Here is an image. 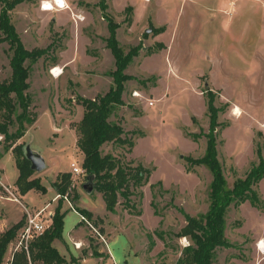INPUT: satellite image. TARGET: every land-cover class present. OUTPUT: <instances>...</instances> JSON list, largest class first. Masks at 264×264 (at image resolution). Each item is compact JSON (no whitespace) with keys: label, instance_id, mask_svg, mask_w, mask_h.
Here are the masks:
<instances>
[{"label":"rangeland","instance_id":"1","mask_svg":"<svg viewBox=\"0 0 264 264\" xmlns=\"http://www.w3.org/2000/svg\"><path fill=\"white\" fill-rule=\"evenodd\" d=\"M43 1L51 0H29L11 12L24 46L47 50L28 80L37 121L17 145L31 143L45 158L46 170L33 178L53 190L58 176L69 172L74 189L68 199L32 191L23 200L16 184L9 185L17 168L12 150L5 153L2 135L0 180L7 171V187L22 204L34 205H27L31 210L52 203L45 216L54 215L62 199V211L68 210L64 238L76 227L74 241L81 247L73 252L89 258L85 264H176L191 242L176 237L186 225L182 211L196 217L210 207V171L204 166L189 170L186 161L205 153L206 138L195 141L190 134L208 132L209 94L220 110L218 158L229 186L264 157V0H64L66 9L49 12L41 9ZM103 4L118 25L120 46L125 53L137 50V56L125 71L133 80L124 84V105L111 117L134 134L135 146L129 153L128 147L106 144L102 152L151 171L148 184L131 198L135 208L126 209L120 198L115 213L106 210L94 177L86 176L77 145L84 112L80 99L103 96L113 87L115 60L106 42ZM148 28L152 32L146 34ZM11 54L9 45L1 43L0 83L11 79ZM54 68L63 72L60 77L52 75ZM236 108L239 117L233 114ZM72 163L81 168L80 175L72 172ZM255 190L260 207L247 201L228 209L226 238L232 247L217 249L214 264H264V179ZM76 194L75 207L91 212V220L73 208ZM8 197L0 183V235L24 217L21 204ZM17 246L16 239L10 242L2 264H11L21 252ZM95 252L102 256L94 257Z\"/></svg>","mask_w":264,"mask_h":264},{"label":"trees","instance_id":"2","mask_svg":"<svg viewBox=\"0 0 264 264\" xmlns=\"http://www.w3.org/2000/svg\"><path fill=\"white\" fill-rule=\"evenodd\" d=\"M29 0H0V31L1 43H7L12 53L10 66L11 79L0 83V135L5 139V153L12 150L15 156L19 177L16 186L22 196L30 191L46 194V188L39 180L33 178L35 174L31 170V163L25 158L23 147L17 142L25 136L27 126H32L37 118L31 112L32 97L28 93L30 88L29 78L32 68L47 54V50L34 49L29 51L23 44L20 36L11 20V12L20 4ZM106 4L101 5L104 19L108 22L109 36L106 38L107 46L115 60V70L110 73L113 78V87L103 96L94 99H80L84 108L82 120L77 126L79 139L78 148L84 155L82 168L86 176H93L95 191L102 194L106 210L115 213L124 199V207L134 209L131 198L136 190L148 184L151 171L141 164L134 166L132 161L125 162L113 154H103L102 148L106 144H114L120 147H128L129 153L135 146L131 134L125 132L119 122H114L111 117L116 110L124 105L122 95L124 84L133 80L125 73L128 65L137 56V50L133 49L125 53L117 40L118 25L105 14ZM161 33V32H160ZM209 129L207 133L190 134L195 141L200 137L207 140L206 150L201 158L186 159L189 170L195 166H204L212 175L209 200L210 207L205 214L196 217L184 214L186 225L176 237H186L191 242L182 250L181 257L176 264H214L216 251L219 248H231L232 245L226 238V213L231 206L239 207L247 201L260 207V199L255 187L264 179V157L260 156L259 163L253 167L244 179H237L230 187L224 174L222 163L218 158V122L220 110L215 106L212 94L208 96ZM16 130L12 132V128ZM162 186V183H159ZM72 174L62 173L58 176L52 188L64 197H70L73 191ZM67 197V199H68ZM80 196L76 194L72 198L73 208L89 220L93 214L85 209H77L75 202ZM63 200L52 216L51 227L41 236L29 244V254L25 251L15 253L11 264H68L64 256L54 246L57 240H63L65 217L68 210L62 211ZM25 217L17 224L4 231L0 235V264L3 263L8 245L17 236L23 226ZM94 257L102 255L95 252ZM72 263L81 264L76 258Z\"/></svg>","mask_w":264,"mask_h":264},{"label":"built area","instance_id":"3","mask_svg":"<svg viewBox=\"0 0 264 264\" xmlns=\"http://www.w3.org/2000/svg\"><path fill=\"white\" fill-rule=\"evenodd\" d=\"M57 1L58 0H51L50 1L52 3V9L51 10H53L55 8H58V9L60 8L58 6ZM46 3H47V1L42 2L41 9L43 11L49 12L50 10L46 6ZM66 8H67V6H66ZM54 69H52L51 73L55 77L56 74L54 72ZM133 95H134V97L140 96V94L138 92H134ZM153 103H154V101H149V105H153ZM71 168H72V172L76 175H80L82 173L81 168L76 163H72ZM1 185L9 194L12 195V197H8V199L12 200L13 202L20 203L22 208H23V214L25 217V221H24L23 226L19 229L15 239H16L17 244H18L17 248L20 249L21 251H25L27 254H29L30 242L33 241L34 239L38 238L42 234H44V232L51 227L53 215H51V216H45L44 215V213L46 212V209L48 207H45L39 211L31 210L30 208H28L27 206H25L24 204L21 203L20 199L17 198L10 191V188L4 186L3 184H1ZM64 199H67V197H64ZM82 219H84V217H82ZM187 245H189V243ZM75 247L79 249L81 247V244L80 245L75 244Z\"/></svg>","mask_w":264,"mask_h":264},{"label":"crops","instance_id":"4","mask_svg":"<svg viewBox=\"0 0 264 264\" xmlns=\"http://www.w3.org/2000/svg\"><path fill=\"white\" fill-rule=\"evenodd\" d=\"M67 4H68V2H67ZM161 99V98H160ZM160 99H158V100H160ZM83 114H84V112H83ZM82 117H83V115H82ZM41 154V153H40ZM42 155V154H41ZM43 156V155H42ZM44 158V157H43ZM45 159V158H44ZM14 163V166H16V164H15V162H13ZM17 168V167H16ZM18 170V169H17ZM17 170H15V172H14V175H15V179H13V182L11 183V184H9V185H13V184H16V181H17V179H18V177H19V171H17ZM7 174V171H5V172H2L1 173V180H0V183L1 184H3L4 186H6L7 187V183L4 181V179L6 178V179H8L9 180V178H8V176L9 175H6ZM54 190V189H53ZM53 190H51V189H48V192H54V193H52V197H51V199L53 198V196L55 195L56 197H57V193H56V191H53ZM30 192H32V191H30ZM30 192L27 194V195H25V196H22V198H23V200L30 194ZM33 192H35V191H33ZM37 193V192H36ZM37 195H39V196H41L42 194H39V193H37ZM8 199V198H7ZM5 201V200H4ZM7 201V200H6ZM55 201H57V200H55L54 199V202ZM26 203V202H25ZM27 205H32V204H28V203H26ZM27 205H25V206H27ZM48 205V207H50L51 205H52V203H50V204H46V202H44L43 203V205L42 206H40V207H38V208H45L46 206ZM32 206H34V205H32ZM28 207V206H27ZM36 207V206H35ZM28 208H30V207H28ZM30 209H32V208H30ZM67 209V208H66ZM74 212L80 217V215L74 210ZM22 214H23V211H22ZM24 215V214H23ZM66 218V217H65ZM20 220V219H19ZM19 220L17 221V222H19ZM16 222V223H17ZM80 223V222H79ZM15 224V223H14ZM76 228V227H75ZM75 228L70 232V236L67 238H64V233H63V240H62V242H61V246L59 247V246H57V244H56V242L57 241H59V240H57V241H55L54 242V246L58 249V251L60 252V254L62 255V256H64L65 258H66V260L69 262H71L72 261V258H76L77 260H78V262L79 261H81V264H85L86 263V261H88V260H90L89 258H87V257H84V258H82V259H80V258H78V257H76V255L78 254V248H74L73 247V243H74V245L75 244H79L80 245V243L79 242H75L74 240H75V237H74V230H75ZM4 231H2V233H3ZM69 246H71V251H69L70 250V248L68 249V247ZM77 252V254L75 255L74 254V252ZM71 255H73L74 257H71ZM72 263V262H71Z\"/></svg>","mask_w":264,"mask_h":264},{"label":"water","instance_id":"5","mask_svg":"<svg viewBox=\"0 0 264 264\" xmlns=\"http://www.w3.org/2000/svg\"><path fill=\"white\" fill-rule=\"evenodd\" d=\"M152 32V28L145 30L146 34ZM25 158L31 163V170L37 173L43 172L47 168V164L43 156L37 151L33 150L31 143L25 144L23 147ZM87 187V186H86ZM85 187V188H86ZM94 187H90L89 190L92 191Z\"/></svg>","mask_w":264,"mask_h":264},{"label":"bare ground","instance_id":"6","mask_svg":"<svg viewBox=\"0 0 264 264\" xmlns=\"http://www.w3.org/2000/svg\"><path fill=\"white\" fill-rule=\"evenodd\" d=\"M57 2H58V6L60 7L59 10H64V9L66 8V3L64 2V0H58ZM46 6L48 7V9H49L50 11H53V10H54V9L51 10V9H52V3H51L50 1H47ZM54 72H55V74H56L55 78L60 77V76L62 75V73H63V72L60 70V68H55V69H54ZM233 114H234L235 116H237V117H239V116L242 115L241 110H240L239 108H236L235 111L233 112ZM263 244H264V243H263ZM260 248L264 250V245L261 246V244H260Z\"/></svg>","mask_w":264,"mask_h":264}]
</instances>
